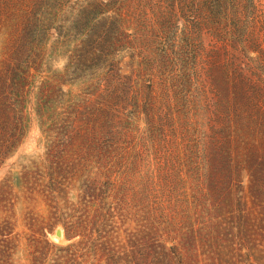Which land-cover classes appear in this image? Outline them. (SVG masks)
<instances>
[{
    "label": "rangeland",
    "instance_id": "1",
    "mask_svg": "<svg viewBox=\"0 0 264 264\" xmlns=\"http://www.w3.org/2000/svg\"><path fill=\"white\" fill-rule=\"evenodd\" d=\"M74 1L61 6L41 52V68L33 73L23 109L25 132L16 150L0 159V264H109V256L111 264H166L171 258L177 264L178 255L185 258L183 264H264L259 229L251 233L253 245L247 249L224 245L212 227L221 221V203L182 204L186 212L170 214L175 200L167 191L168 185H179L174 196L190 202L200 151L212 128H226L221 121L226 119L231 128L230 164L234 167L239 158L242 169L239 179L231 181V199L236 205L248 202V186L256 175L258 196L264 201V0H226L217 15L214 0H129V36L117 56L128 64L133 100L117 116L120 136L109 154L95 150L96 139L77 130L64 138L60 129L47 134L48 117L40 119L35 113L41 83L64 66L61 53L69 40L57 33ZM214 20L240 29L235 53L244 78L240 98L233 97L239 91L233 85L227 92L222 87L214 92L204 82V57L215 47L205 27ZM8 39L0 24V62ZM61 91L69 94L67 101L56 93L57 117L51 118L72 124L75 117L66 112L89 99L88 88L62 85ZM61 143L69 147L61 148ZM53 173L61 175L54 182L66 188L65 201L40 192ZM87 187L100 192L101 201L87 214L98 206L107 212L100 238L92 236L99 238L95 252L82 240L86 234L68 241L62 226L85 214L75 205ZM159 203L163 208L157 211ZM153 218L172 226L151 228ZM57 229L61 238L55 236ZM57 245L72 246L61 251Z\"/></svg>",
    "mask_w": 264,
    "mask_h": 264
},
{
    "label": "trees",
    "instance_id": "2",
    "mask_svg": "<svg viewBox=\"0 0 264 264\" xmlns=\"http://www.w3.org/2000/svg\"><path fill=\"white\" fill-rule=\"evenodd\" d=\"M72 0H0V24L5 27L9 38L0 62V159H5L17 148L19 137L23 136L26 129V121L23 109L26 105L27 92L32 85L33 73L41 68L42 50L47 43V37L52 26L57 22L61 6ZM217 6L216 15L220 8L226 5V0H214ZM129 0H75L68 8L63 17V28L58 36L69 40L66 51L61 53L64 66L61 72L43 81L36 95L35 113L38 118L48 117L47 134L52 130H61L60 136H68L70 130L82 133L85 137L95 138L93 142L95 150L109 154L115 150L119 136L117 129V116L129 107L131 89L129 87L130 76L126 71L128 64L124 63V56H117V52L124 50L127 31L130 28L131 8ZM209 30V36L215 41V47L205 55L203 62L204 82L218 92L222 87L224 92L230 90L231 86L237 88L233 97L240 98L244 78L239 58L235 53L239 51L240 29L234 25H221L214 20L212 25L205 27ZM172 52V51H171ZM166 51V55H168ZM264 65V59L261 61ZM255 67L252 75L255 77ZM70 78V79H69ZM62 85L83 86L88 88V100L78 101L77 105L70 106L67 115L73 114L75 121L68 124L57 117L54 113L56 106V93L60 91L62 100L68 97V93L61 91ZM223 118V117H220ZM58 120V121H56ZM226 128L220 126L217 130L211 129L204 146L200 151V162L197 171V183L189 186L191 191L190 202L177 199L179 185H168L167 191L175 200L174 207L168 209L170 214L180 210L186 212L182 204H194V207L211 203L222 205L218 208L221 221L212 226L220 241L233 244L240 249H247L253 245L250 239L251 233L259 229L264 236V201L258 196V179H253L248 186V202L236 205L231 199L230 184L233 179L238 180L241 162L234 159V167L231 166L229 122L226 119ZM44 124V123H43ZM46 124V123H45ZM61 124V125H60ZM260 126L263 123L259 124ZM60 126V127H59ZM54 143H51V147ZM59 147L64 149L68 144ZM238 152V151H237ZM235 153L238 156V153ZM254 150L255 162L258 154ZM255 168V167H254ZM257 170V168H255ZM258 171V170H257ZM50 181L41 189V194L47 198L64 199L66 191L60 182L54 180L61 176L53 173ZM182 188L186 185L180 184ZM161 189L164 186L159 187ZM100 192L87 187L80 192L79 203L75 209L81 207L82 214L69 221V225L62 224L64 237L71 240L76 236H84L88 249L94 252L100 238L101 225L106 221L107 212L102 206H98L93 214L87 213L91 208H96L100 199ZM56 206V204H55ZM162 203L158 204L156 210H162ZM59 211L58 207H54ZM73 212L76 213V210ZM178 209V210H177ZM214 209V208H213ZM215 212V211H214ZM68 218L73 219V215ZM156 218L150 223L151 228L156 225L166 227L172 226L170 221L157 223ZM64 223V222H63ZM95 234L97 237L93 239ZM72 245L58 246L61 251L68 250ZM95 256L96 253H93ZM249 258L250 255L248 254ZM177 264H183L185 258L178 255L175 258ZM109 264L113 257H108ZM166 264H175L172 258Z\"/></svg>",
    "mask_w": 264,
    "mask_h": 264
},
{
    "label": "water",
    "instance_id": "3",
    "mask_svg": "<svg viewBox=\"0 0 264 264\" xmlns=\"http://www.w3.org/2000/svg\"><path fill=\"white\" fill-rule=\"evenodd\" d=\"M55 236L57 237V238H61L63 235H62V232H61V230L60 229H57L56 231H55Z\"/></svg>",
    "mask_w": 264,
    "mask_h": 264
}]
</instances>
